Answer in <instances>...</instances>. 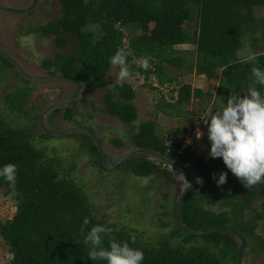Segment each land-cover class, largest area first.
I'll return each instance as SVG.
<instances>
[{
	"label": "trees",
	"instance_id": "trees-1",
	"mask_svg": "<svg viewBox=\"0 0 264 264\" xmlns=\"http://www.w3.org/2000/svg\"><path fill=\"white\" fill-rule=\"evenodd\" d=\"M58 3L60 13L56 19L33 30L45 37L54 36L55 47L58 48L73 43V50L55 52L53 58H46L42 64L48 71L53 67L49 74L74 79L80 87L84 83L92 89H104L108 84L106 73L111 66L109 58L121 48L131 51L137 58L148 57L153 64L147 71L131 65V72H139L144 78L155 73L163 83L168 79L162 77L159 61L168 62L183 71V59L179 60V56L174 54V48L192 43L197 57L194 63L196 72L210 74L217 81L215 92L223 103L222 110L231 95L228 86L244 91L253 85L251 68L255 65L264 70V51L250 58L239 56L244 47L242 25L253 19V8L264 6V0H58ZM192 19L197 21V31L190 37L183 24ZM128 27L139 32L129 39L125 47L122 39L124 29ZM128 59L131 63L132 58ZM0 60L6 67H12L1 54ZM254 86L264 94V86ZM29 92L26 87L10 90L3 103L8 110L16 112L18 118L29 119L26 115L31 114L32 122L37 115L33 114L32 107L26 108ZM172 93H176L174 103L181 105L191 97L200 98L209 92L184 83L172 88ZM134 97L135 90L129 83L124 82L123 87L114 84L105 91V104L100 110L129 126L128 140L132 147H147L175 158L203 178V185L197 184L182 201L179 211L181 223L192 230L211 227L236 230L246 239L243 255L250 240L264 252V236L255 235L258 223H264V183L246 189L238 178L232 176L222 158L209 155V139L206 157L191 151L188 144L177 153L181 143L176 142L170 148L156 133L155 120L143 121L136 128L133 124L137 117V108L132 101ZM171 98H174L173 94ZM169 106H173L170 101L162 104L164 111ZM53 109L56 116L60 109ZM63 111L64 118L70 120L72 109L67 106ZM38 120L35 118L34 124ZM27 126L13 125L0 112V168L8 163L18 166L17 190L20 192L18 197L10 199L15 206L13 216L0 221V237L11 254L8 264H107L106 261L90 260L89 246L83 242L87 232L96 224L113 228L118 242L127 241L130 247L142 250L145 254L143 264H236L239 245L233 234L213 232L197 235L187 232L179 227L175 208L173 222L160 219L166 230L158 232L154 239L145 238L143 230L108 221L105 215L98 216L88 194L69 175L73 167L60 169L56 158H49L43 148L35 145L39 127L32 130ZM173 131L183 132L185 129ZM173 131L168 134L172 135ZM38 133L41 139L47 136ZM112 142L118 147L123 145L119 139L114 138ZM91 147L98 153L94 144ZM152 158L144 152L132 153L117 167L141 177L166 175L167 169L161 165L168 163ZM95 165L103 169L99 158ZM221 172L228 173L227 183L218 186L213 173L217 174L218 180ZM0 188L9 199L11 189L2 177ZM258 197H261L259 205L252 208ZM210 205H217L220 210L205 207ZM85 217L91 223L81 232ZM133 237L135 243H132ZM198 237L202 241H196ZM103 247H109L108 237H105Z\"/></svg>",
	"mask_w": 264,
	"mask_h": 264
},
{
	"label": "rangeland",
	"instance_id": "rangeland-1",
	"mask_svg": "<svg viewBox=\"0 0 264 264\" xmlns=\"http://www.w3.org/2000/svg\"><path fill=\"white\" fill-rule=\"evenodd\" d=\"M31 2L32 0H0V7L22 9L29 6ZM59 10L58 0H36L34 6L26 12L0 10V48L19 64L21 63L30 75L46 76L47 71L41 65L43 60L53 58L56 51L73 50L74 45L67 48V51L57 49L52 37H43L35 32V29L33 30L40 24L55 20L60 13ZM252 17L251 21L242 25L244 47L239 52L241 57L250 58L246 51L247 48H251L255 54L264 51V6H255ZM90 26L95 28L93 25ZM183 27L191 37L197 31V21L195 19L186 21ZM138 32L139 30L129 27L124 29L125 47L128 46L129 39ZM174 49V54L179 56V60L183 59L181 64L183 71L168 62L159 61L162 77L165 76L168 79L163 83L159 82L155 73L144 78V75L136 71L131 72L130 78L125 81L135 90V97L132 101L137 108V117L133 124L137 128L143 121L155 120L156 133L168 143L170 148L176 142L181 145L187 143L191 151L206 157L209 142L208 126L204 124V118L210 119L213 113L223 107V103L215 92L217 81L210 74L196 72L194 63L197 57L194 44L176 45ZM0 62V112L13 125L25 126L27 124V127L31 126L32 130L34 127L36 129L39 127L35 135L36 140L34 139L35 145L43 148L49 158H56L60 169L66 170L73 167L69 175L88 194L97 209V215H105L108 221L143 230L145 238L154 239L158 232H164L166 228H163L160 219H166V221L171 219L173 222L174 203L180 193L195 180L192 173L170 164L161 165L167 169L166 175L147 177L124 172L125 170L120 166L111 170L105 167L100 169L95 165L100 157L92 149L91 144L94 143L88 133L77 131L63 135H51L46 131H58L78 125L91 128L103 146L108 165H111L119 157L118 155L131 148L132 144L128 140L129 126L122 123L119 118L104 114L100 110L105 104L104 93L115 84L119 68L110 66L106 73L108 84L104 89H92L83 84L76 98L57 107L60 111L56 116H54L56 113L54 109L48 110L43 116L45 130L38 120L41 109L58 99L72 95L75 87L70 83L56 81L34 84L29 79L20 76L14 68L6 67L1 60ZM149 63L151 64L150 61ZM151 66L153 67V64ZM184 83H190L192 87H199L205 93H209L200 98L191 97L187 102L176 105L174 103L176 93H172V88ZM24 86L30 89L26 108H33V114L37 115L35 116L38 120L37 124L33 122L35 118L31 122V114L28 115L29 119L18 118L17 113L8 110L3 103L7 92L13 89H24ZM171 94L174 98H171ZM167 101H170L173 106L166 107L164 111L162 104ZM67 106L72 109L70 120L64 118L63 114ZM179 128H184L185 131H173ZM170 131H173L172 135L168 134ZM38 132L45 133L46 138L41 139ZM198 132L202 133L200 138L197 136ZM114 138L121 140L123 145L116 146L112 142ZM113 157L117 158L114 160ZM232 176L237 178L234 174ZM260 201L261 197H258L253 202L252 208L257 207ZM205 207L214 211L220 210L217 205ZM14 213V202L5 197L0 188V221L11 218ZM255 235L256 237L264 236V223H258ZM195 240L202 241L199 237ZM234 241L237 246L240 244L235 236ZM246 250L242 264H264V252L259 250L253 240L249 241ZM10 259L8 246L0 237V264H8Z\"/></svg>",
	"mask_w": 264,
	"mask_h": 264
},
{
	"label": "clouds",
	"instance_id": "clouds-1",
	"mask_svg": "<svg viewBox=\"0 0 264 264\" xmlns=\"http://www.w3.org/2000/svg\"><path fill=\"white\" fill-rule=\"evenodd\" d=\"M123 43V41H122ZM124 45V43H123ZM125 46V45H124ZM249 56H255L251 48H247ZM131 57V63H129ZM113 67L119 68L115 84L123 87V83L131 76V65L147 71L151 64L147 58H137L131 51L118 49L109 58ZM250 85L244 91H236L228 86L231 95L227 98L226 106L204 118L208 126V139L211 142L209 155L212 158H222L229 169L246 189L264 183V94L254 86H264V70L257 66L251 68ZM202 133L197 134L198 138ZM213 173L217 185L227 183V172H221L218 180ZM0 177L10 186L9 199L20 195L17 190L18 166L14 163L5 164L0 168ZM196 182L203 185V178L197 177ZM190 187V185H189ZM181 194V193H180ZM91 223L85 217L81 225V232ZM115 231H119L116 229ZM114 229L106 225H93L84 238V244L89 246L88 258L92 261H106L107 264H143L145 254L142 250L130 247L127 241L118 242ZM108 237L109 247H103L104 239ZM135 243V237L132 238Z\"/></svg>",
	"mask_w": 264,
	"mask_h": 264
},
{
	"label": "water",
	"instance_id": "water-1",
	"mask_svg": "<svg viewBox=\"0 0 264 264\" xmlns=\"http://www.w3.org/2000/svg\"><path fill=\"white\" fill-rule=\"evenodd\" d=\"M36 0H32L31 4L25 8L22 9H17V8H11V7H7V6H3L0 7V10L2 11H10V12H26L28 10H30L34 4H35ZM0 54L6 58L20 73H22V75L29 79V80H34V81H56V82H69L72 83L75 86V93L72 95H69L67 97H64L62 99H58L50 104H48L46 107H44L40 113L39 116V122L40 125L42 126L43 129L46 130L44 123H43V114H45L48 110L53 109L55 107H58L60 105H63L71 100H73L74 98H76V96L79 93L80 90V85L77 81H75L74 79H70V78H65V77H46V76H32L29 75L28 73H26L21 67L20 65L4 50L0 49ZM49 134L51 135H63V134H68V133H72V132H77V131H84L87 132L89 134V136L91 137V139L93 140V143L97 149V152L99 154L101 163L103 165V167H105V169L107 170H111L114 167H116L119 163H121L123 160H125L128 156H130L132 153H136V152H144L146 153L149 157H154L157 159H160L170 165H174V166H178L190 173H192L194 175L195 178L200 177L199 173L196 172L193 168H191L190 166L180 162L179 160L175 159V158H170L164 154H161L155 150H152L150 148L147 147H142V146H134L131 147L129 149H127L126 151H124L111 165H108L106 163L105 160V154H104V150H103V146L100 143L98 136L94 133V131L89 128V127H85V126H73L70 128H66V129H62V130H58V131H48L46 130ZM198 183L196 182V180L190 185V187L188 186L185 190H183L181 192V194L179 195V198L177 200L176 206H175V217L177 220V223L179 225L180 228H182L183 230L190 232L192 234H207V233H213V232H229L231 234H233L234 236H236L239 240H240V244L238 246V250H237V257H236V264H242V258H243V252L246 246V239L245 237L242 236L241 233H239L236 230L227 228V227H211V228H207V229H202V230H192L186 226H184L181 221H180V216H179V211H180V207L182 204L183 199L185 198L186 194L193 189Z\"/></svg>",
	"mask_w": 264,
	"mask_h": 264
},
{
	"label": "flooded vegetation",
	"instance_id": "flooded-vegetation-1",
	"mask_svg": "<svg viewBox=\"0 0 264 264\" xmlns=\"http://www.w3.org/2000/svg\"><path fill=\"white\" fill-rule=\"evenodd\" d=\"M41 36H42V35H41ZM43 37H45V36H43ZM50 37H52V38L54 39V36H50ZM72 45H73V43L70 42L68 45H66V46H64V47H62V48H58V47H55V48H57V49H65L64 51H67V48H69V47L72 46ZM54 46H55V43H54ZM0 49H1V48H0ZM2 50H3V49H2ZM4 51H5V50H4ZM56 52H57V51H56ZM59 52H60V51H59ZM10 56H11V55H10ZM11 57H12V56H11ZM12 58H13V57H12ZM5 59H6V58H5ZM13 59H14V58H13ZM14 60H15V59H14ZM15 61H16V60H15ZM16 62H17V61H16ZM17 63L19 64V62H17ZM11 65H12V64H11ZM19 65H20V67L26 72V70L24 69L25 67L23 68V67L21 66V63H20ZM41 65H42V68H44V70L46 69V71H47V75H46V77H61V76H56V75H51V74H49L50 71H52L53 67L50 68V69H51L50 71H48L47 68L43 66V64H41ZM12 68H14V69L18 72V74H19L20 76L22 75V73H20V72H19V71L13 66V65H12ZM42 70H43V69H42ZM26 73H27V72H26ZM29 75H30V74H29ZM32 76H45V75H42V74L40 75V74H38V75H32ZM22 77H24V76L22 75ZM24 78H25V77H24ZM26 79H27V78H26ZM27 80H28V79H27ZM30 81H32L34 84H37L38 82H39V83H43V82H41V81H34V80H30ZM44 82H46V81H44ZM63 83H68V84H69V82H63ZM70 84H72V83H70ZM83 84H84V83H83ZM83 84H81L80 89L83 88V86H84ZM72 85H73V84H72ZM25 87H26V86H24L23 88H25ZM73 87H75V86L73 85ZM26 88H27V87H26ZM13 90H14V89H13ZM74 93H75V88H74V92H73L72 94H74ZM45 107H46V106H45ZM41 111H42V109H41ZM41 111H40V113H41ZM47 112H48V111H47ZM40 113H39V114H40ZM45 114H46V113H45ZM45 114H43V116H44ZM26 116H28V115H26ZM39 116H40V115H39ZM53 118H54V117H53ZM38 119H39V118H38ZM53 120H54V119H53ZM39 124H40V123H39ZM22 126H23V125H22ZM40 126H41V125H40ZM41 127H42V126H41ZM86 133H87V132H86ZM107 153H108V152H107ZM118 156H120V155H118ZM118 156H117V157H118ZM117 157H116V158H117ZM113 158H114V160L116 159L115 157H113ZM114 160H112V161H114ZM195 180H196V178H195ZM195 180H194V181H195ZM194 181H193V182H194ZM193 182H192V183H193ZM192 183H191V184H192ZM191 184H190V185H191ZM186 188H187V187H186ZM186 188H185V189H186ZM185 189H184V190H185Z\"/></svg>",
	"mask_w": 264,
	"mask_h": 264
},
{
	"label": "built area",
	"instance_id": "built-area-1",
	"mask_svg": "<svg viewBox=\"0 0 264 264\" xmlns=\"http://www.w3.org/2000/svg\"><path fill=\"white\" fill-rule=\"evenodd\" d=\"M125 40H126L125 37H123L122 41L124 42ZM186 144H182L181 148H179L176 152H181L183 148L186 146Z\"/></svg>",
	"mask_w": 264,
	"mask_h": 264
}]
</instances>
